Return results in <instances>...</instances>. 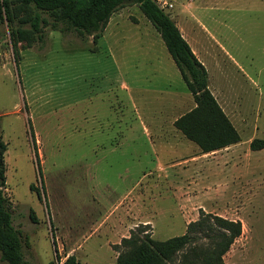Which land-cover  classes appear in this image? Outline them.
<instances>
[{
	"label": "rangeland",
	"instance_id": "obj_1",
	"mask_svg": "<svg viewBox=\"0 0 264 264\" xmlns=\"http://www.w3.org/2000/svg\"><path fill=\"white\" fill-rule=\"evenodd\" d=\"M167 1L165 11L205 61L210 88L242 137L186 170L163 167L184 151L163 144L157 127L169 111L163 126L171 137L174 119L196 103L191 93L185 109H174V92L189 89L139 5L115 12L97 42L48 26L43 40L15 44L0 16L6 195L31 263L59 255L62 264L74 254L81 264H115L121 239L139 225L166 240L185 234L201 210L264 231V149L250 145L264 139V0ZM186 141L188 155L203 154ZM196 234L197 244L209 243ZM180 260L181 253L169 264ZM0 264H7L1 255Z\"/></svg>",
	"mask_w": 264,
	"mask_h": 264
},
{
	"label": "trees",
	"instance_id": "obj_2",
	"mask_svg": "<svg viewBox=\"0 0 264 264\" xmlns=\"http://www.w3.org/2000/svg\"><path fill=\"white\" fill-rule=\"evenodd\" d=\"M129 4L139 5L142 12L161 34L178 66L196 105L174 122L182 134L195 143L202 153H211L239 143L241 134L210 88L209 72L169 13L156 0H0V16L5 18L15 44L26 41L31 46L43 40L45 28L75 30L83 37L92 35L97 42L115 12ZM31 124V120H29ZM32 126V125H31ZM34 137V133L32 132ZM252 150L264 149V139L254 138ZM36 148V140L34 138ZM8 144L0 130V255L7 264H33L24 253L21 230L14 225L13 202L6 195ZM38 155V151H36ZM31 189L41 196L39 187ZM33 221L36 217L31 214ZM149 224L139 225L119 244L122 247L115 264H169L181 253L178 264H226L224 255L243 233L241 220L200 211L185 234L166 240L155 239ZM203 232L208 244H197ZM61 258L47 264H60ZM62 264H81L76 255H68Z\"/></svg>",
	"mask_w": 264,
	"mask_h": 264
},
{
	"label": "crops",
	"instance_id": "obj_3",
	"mask_svg": "<svg viewBox=\"0 0 264 264\" xmlns=\"http://www.w3.org/2000/svg\"><path fill=\"white\" fill-rule=\"evenodd\" d=\"M179 28L182 31V34L184 35V37L190 43V45H191L193 51L195 52V54L197 55V57L205 64V61L202 59L198 50L192 45V43L190 42L188 37H186L181 26H179ZM170 56H171V54H170ZM165 57H166V53H165ZM115 63H117L118 68H120V64L116 59H115ZM182 79H183V77H182ZM183 81H184V79H183ZM184 83L186 84L185 81H184ZM186 87H187V84H186ZM183 88L184 89L181 92H174V93H176V95H174V98H175L174 99V109H179V110L185 109L186 105H184L183 103L188 102L187 100L189 99V96L190 97L192 96L191 92L189 93V91L185 87H183ZM85 111L88 112V109H85ZM166 115H167V117L169 116V111H163V115H161V117H163V125H164V120L166 119ZM176 119L177 118L174 119L173 123L176 121ZM163 125H160L159 127H157L158 131L163 134V137H159V139H161V138L163 139V144L174 142L177 147L178 146L182 147L183 151H184L183 154H180L178 156H175L174 158H171L173 160L170 162V165L167 166V164H168V161H167L165 164H163V167H164V165H166V167H172V168L181 167L182 168L181 170H186L191 162L194 163V162L198 161L199 159L204 158V156H209L211 154H213L211 156H214V154H218L216 152L224 151V149L223 150L221 149V150L211 152V153H205V154L203 153L200 155L190 156V155H188V152H186L184 150V148L186 146H189V144L186 143L187 142L186 140H189V139H187L182 134V132L175 127V125H172V128H173L172 130H174L173 135L171 134V137H165V134L170 133V131H169L170 129L165 128ZM190 142H192V141H190ZM234 145H231L227 148H231ZM198 150H200V149H198ZM163 170H166V169L163 168ZM181 174L183 175V173L180 172L179 180H177V181L183 182L184 179L182 178ZM184 189L185 188L182 187V190H184ZM239 218L241 220H243L241 217H239ZM232 220H236V219L232 218ZM105 225H106V223H105ZM117 228L118 227L116 226L113 228L106 229V232L107 231L112 232ZM260 234H261V236H260ZM125 237H128V235H125ZM259 237H261L263 239H261ZM108 242L106 241L105 245L108 244ZM119 243H120V241L117 242L116 244H119ZM111 246L112 245L109 244V247L111 248V250L116 251V254H119L118 250L112 249L113 246L112 247ZM224 260H225L226 264H264V231H258V230H254V229L249 231L246 228V225L244 223L243 224V233L241 234V236H239L235 240V242L231 246L230 250L224 255Z\"/></svg>",
	"mask_w": 264,
	"mask_h": 264
},
{
	"label": "built area",
	"instance_id": "obj_4",
	"mask_svg": "<svg viewBox=\"0 0 264 264\" xmlns=\"http://www.w3.org/2000/svg\"><path fill=\"white\" fill-rule=\"evenodd\" d=\"M156 1L160 5V7L164 9L172 6V4L168 3L167 0H156Z\"/></svg>",
	"mask_w": 264,
	"mask_h": 264
},
{
	"label": "bare ground",
	"instance_id": "obj_5",
	"mask_svg": "<svg viewBox=\"0 0 264 264\" xmlns=\"http://www.w3.org/2000/svg\"><path fill=\"white\" fill-rule=\"evenodd\" d=\"M193 38V37H192Z\"/></svg>",
	"mask_w": 264,
	"mask_h": 264
}]
</instances>
